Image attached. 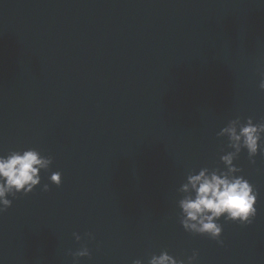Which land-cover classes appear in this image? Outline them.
Masks as SVG:
<instances>
[{
    "label": "water",
    "instance_id": "1",
    "mask_svg": "<svg viewBox=\"0 0 264 264\" xmlns=\"http://www.w3.org/2000/svg\"><path fill=\"white\" fill-rule=\"evenodd\" d=\"M261 72L264 0H0V155L52 157L0 213V264H147L162 250L264 264L259 151L233 160L256 215L221 217L222 244L185 231L177 205L189 172L224 169L221 127L264 122Z\"/></svg>",
    "mask_w": 264,
    "mask_h": 264
},
{
    "label": "clouds",
    "instance_id": "2",
    "mask_svg": "<svg viewBox=\"0 0 264 264\" xmlns=\"http://www.w3.org/2000/svg\"><path fill=\"white\" fill-rule=\"evenodd\" d=\"M258 87L264 91V72H261ZM217 136L227 137L228 147L232 149L220 156L224 169L202 167L196 172H189L177 189L182 193L177 205L180 209L179 222L185 231L207 235L222 244L223 241L219 239L222 225L217 222L221 217L225 221L250 224L256 215L257 192L243 176L234 175L240 169L233 164V160L242 148L246 149L252 163L255 162L252 158L258 151L264 157V122L253 123L252 118L248 117L246 122L241 123L237 116L221 127ZM51 163V156H44L34 148L13 150L0 155V213L11 205L9 196L15 197L16 193L26 194L32 191L40 183V171L47 170ZM48 180L59 186L61 173L51 172ZM42 189L47 191L48 184H43ZM72 235L75 240H81L78 233L74 232ZM85 235L93 238L91 233ZM71 255L74 258L87 256L88 247L82 245ZM196 258L195 250L185 260L177 259L162 250L158 255L152 254L147 264H193ZM132 264L143 262L136 259Z\"/></svg>",
    "mask_w": 264,
    "mask_h": 264
}]
</instances>
